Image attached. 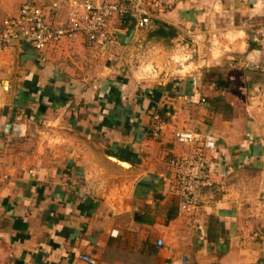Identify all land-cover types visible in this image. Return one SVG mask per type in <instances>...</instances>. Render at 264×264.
<instances>
[{
    "label": "crops",
    "instance_id": "1",
    "mask_svg": "<svg viewBox=\"0 0 264 264\" xmlns=\"http://www.w3.org/2000/svg\"><path fill=\"white\" fill-rule=\"evenodd\" d=\"M23 1L0 0V20ZM160 25L174 36L155 35ZM111 31L117 45L104 51L80 37L48 48L45 61L23 39L0 50L2 82L10 75L0 105V171L10 175L0 187V264H84L80 253L100 264H264V75L246 65L264 58V0H180L148 29L124 20ZM219 38V56H186L183 77L139 81L114 67L137 46L200 51ZM155 113L167 123L159 137ZM182 130L217 138L198 223L180 212L167 165L191 150L176 141Z\"/></svg>",
    "mask_w": 264,
    "mask_h": 264
},
{
    "label": "built area",
    "instance_id": "2",
    "mask_svg": "<svg viewBox=\"0 0 264 264\" xmlns=\"http://www.w3.org/2000/svg\"><path fill=\"white\" fill-rule=\"evenodd\" d=\"M180 0H24L17 13L9 14L0 20V50L11 46L17 40L27 41L46 60L48 48L63 39L71 41L83 38L88 46H96L103 51L117 45V38L111 31L115 21L127 20L136 30L152 26L159 13L173 10ZM1 17V10H0ZM264 55V36L256 37ZM246 65L264 74L262 61L250 59ZM154 135L165 130L167 125L160 113L153 116ZM176 141L191 150L173 155L167 165L175 181L178 195V208L181 213L194 216L201 221L205 189L214 187L209 171L211 154L217 148V138L213 134H202L189 130L178 131ZM10 180L8 173L0 171V187ZM158 247L163 240L157 239ZM78 259L84 264H100L95 256L80 253ZM189 264L188 257L181 260Z\"/></svg>",
    "mask_w": 264,
    "mask_h": 264
},
{
    "label": "rangeland",
    "instance_id": "3",
    "mask_svg": "<svg viewBox=\"0 0 264 264\" xmlns=\"http://www.w3.org/2000/svg\"><path fill=\"white\" fill-rule=\"evenodd\" d=\"M220 39L221 38L217 39L219 44H212L213 42L205 40L204 42H202L203 45L201 46L200 51L197 50V47L199 45H196L194 47L192 44H188V48L183 49V43L180 42H169L163 45L147 44L145 46H142V48L140 46H137L134 47V49H131L130 52H124L123 58H120L121 61H115L116 63L114 67L116 71L125 74L128 73L131 77L139 81H148L151 79L155 81H163L166 80V78L172 79L179 78L181 76L183 77L185 74H187L186 67L190 60V58L185 57H189L194 53H197V62L200 60L208 61L209 58H211V60L217 58L219 56L218 51L222 50V46L220 45ZM203 65V67H206L205 65H207V62L205 61ZM150 68H152V70H158V72L155 73V77L147 76V73L145 71ZM180 70L181 72H178ZM9 76L10 75H8L6 79L4 78L5 81L9 79ZM2 80V76H0V105L8 102V97L4 96L5 91L8 89V83L6 84L4 83L5 81L2 82ZM51 143L54 146H59L60 142L44 141V145H48L49 148H51V146H49ZM123 256L129 257L130 259H132L133 262L139 261V259L135 256ZM149 262L150 264H152L151 262L153 261L149 259Z\"/></svg>",
    "mask_w": 264,
    "mask_h": 264
},
{
    "label": "trees",
    "instance_id": "4",
    "mask_svg": "<svg viewBox=\"0 0 264 264\" xmlns=\"http://www.w3.org/2000/svg\"><path fill=\"white\" fill-rule=\"evenodd\" d=\"M155 35L157 36H170L173 37L174 36V32L172 31V29L170 27H168V31L165 30V27L163 25H160L159 28L157 29V31H155Z\"/></svg>",
    "mask_w": 264,
    "mask_h": 264
},
{
    "label": "water",
    "instance_id": "5",
    "mask_svg": "<svg viewBox=\"0 0 264 264\" xmlns=\"http://www.w3.org/2000/svg\"><path fill=\"white\" fill-rule=\"evenodd\" d=\"M264 75V74H263ZM4 83H8L7 81H5ZM6 97H8V95H6ZM105 157L108 159V160H110V159H116L118 162H120V163H125V162H122V161H120L119 159H117V158H115V157H113V156H109V155H106L105 154ZM115 163V162H114ZM125 164H127V163H125Z\"/></svg>",
    "mask_w": 264,
    "mask_h": 264
}]
</instances>
